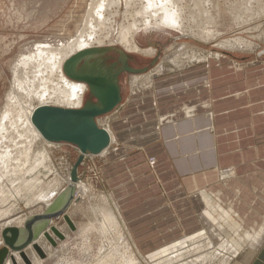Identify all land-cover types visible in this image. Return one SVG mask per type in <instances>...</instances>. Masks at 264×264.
<instances>
[{"label":"crops","instance_id":"0c3cea01","mask_svg":"<svg viewBox=\"0 0 264 264\" xmlns=\"http://www.w3.org/2000/svg\"><path fill=\"white\" fill-rule=\"evenodd\" d=\"M208 57L168 85L155 75L149 87L121 80L120 104L100 117L115 138L100 157L111 165L112 199L139 248L202 229L204 192L218 194L246 230L264 223V61L233 67L221 54ZM144 63L132 59L146 71L124 74L146 73L157 58ZM146 224L153 226L138 235ZM253 249L235 264H264V232Z\"/></svg>","mask_w":264,"mask_h":264},{"label":"bare ground","instance_id":"6f19581e","mask_svg":"<svg viewBox=\"0 0 264 264\" xmlns=\"http://www.w3.org/2000/svg\"><path fill=\"white\" fill-rule=\"evenodd\" d=\"M215 1L89 0L81 23L78 28L76 27L74 35L68 38L59 37L48 40L45 38V40L33 41L31 45L21 48L17 56L11 61V84L0 111V204H5L16 195L25 200V204L30 210L40 202L45 209L64 188L57 191L56 188L48 185L45 191L42 189V191H38L35 199V192L37 191H35V185L38 181L35 177V171L39 168L49 170L47 163H49L50 157L47 148L61 143L45 140L32 124L31 115L33 110L41 105L79 108L83 104L87 95V86L83 82L74 81L65 76L62 66L67 58L81 50L103 46H110L127 54L153 56L156 51L152 46H149L148 40L154 31L169 34L175 30L208 41L220 37L221 32L217 27L220 24L225 26L226 22L227 25H229L228 22H232L240 27L247 23L248 17L264 16V0H229L232 5L228 9L230 16L226 14L229 16L228 18H225L224 13V16H222L220 10L222 11L223 8L221 9L218 2ZM262 34H264V31ZM216 43V46L221 49L232 51H249L254 47L252 42L241 36L222 39ZM217 55L219 56L218 53ZM154 68L158 72L163 69L161 63ZM123 75L124 73L121 76L122 81L124 79ZM130 76L133 82H136L139 78L150 80L148 78L149 72ZM101 119L103 118H97V124L109 134V144L98 154H85L84 159L85 156L104 157L115 140L110 125L102 124ZM38 144L41 145L40 150L36 149ZM154 161H151V163L153 164ZM226 173L231 174L232 171L221 172L220 175H227ZM69 182L70 176L68 175L65 178L66 185ZM86 190V186L77 180L75 182L74 197L76 198L79 193ZM201 195L205 203L202 218L199 219H202V229L200 230L202 232L195 234L196 231L193 236H191L192 234L189 235L191 236L189 238L185 235L183 238L173 241L161 251L150 253L148 255L150 258H156L176 252L172 259L165 256V258H159L160 260H157L156 264H214V260L218 256H221V259L217 264H228L229 260L244 246L245 248L242 250L246 252V255L253 253L254 245L258 243L264 232V223L258 230H244L239 218L234 217L231 210L226 208L227 206L222 202L216 203L219 199L218 194L204 192ZM10 209L0 207V237L3 228L21 226L25 218L32 215L28 214L20 217L19 214L10 212ZM101 209L103 210V208ZM118 209L115 205L116 216L121 219L122 215ZM104 212L107 211L104 210ZM104 212L101 211V213ZM217 212L220 215H217ZM62 217L68 219L67 211ZM106 217L104 218L106 219ZM104 218L101 220H104ZM109 218L112 219V224L117 223L113 216L110 215ZM15 221L18 224L12 225ZM67 222L70 226L72 225L70 219ZM101 223L100 226L105 230L106 226L103 225L107 224V220L106 223L105 220L104 224L101 225ZM119 223L123 224L122 219ZM115 225L117 224H114V227ZM53 227L59 231L57 227ZM102 227L99 228L103 229ZM47 233L51 239L55 235L50 229L47 230ZM203 234L207 241L206 245L204 244L205 241L200 238L204 242L194 244L190 248L185 247L187 241L197 236L201 237ZM42 239H46L43 234L37 239L35 245L44 251L43 244H41ZM216 242H218V245L213 246ZM0 246H2V240ZM26 250H30V253H27ZM110 250L108 254L100 257L96 264H117V262L118 264H139L131 253L122 255L116 247H111ZM193 253H196L193 258L186 260V257L188 259V255ZM35 254L38 255L33 244H30L22 252L9 253L4 264H9L11 256L17 258L15 262L33 264L38 257ZM227 254H230V256ZM37 264L42 263L38 261Z\"/></svg>","mask_w":264,"mask_h":264},{"label":"rangeland","instance_id":"374dc122","mask_svg":"<svg viewBox=\"0 0 264 264\" xmlns=\"http://www.w3.org/2000/svg\"><path fill=\"white\" fill-rule=\"evenodd\" d=\"M88 2L89 0H0V111L4 105L5 97L11 84V61L17 56L18 51L23 47L31 45L33 41L45 40V38L47 40L59 37L68 38L74 35L76 29L81 23ZM215 2H218L221 9H225H222V11L225 12L220 10L222 16L226 14L230 16L228 9L231 7L230 5H232L231 1L216 0ZM211 12H213V10H211ZM227 15L225 18L229 17ZM225 24V26L224 24H220L222 27L220 25L217 26L221 32L220 37L208 41L197 38L192 34L185 35L175 30L169 34L154 31L149 36L148 40L149 46H152L156 51L154 55H130L133 59L137 58L141 60V62H145L144 65H149L146 63L147 59L156 57V65L161 63L163 69L158 72L156 71V68H154L156 65L154 67L149 66L147 72H149L148 78L150 80L139 78L136 82H133L132 77L129 74H124L123 81L125 85L128 86L129 83L133 87L132 89L137 87H149V84L151 86L153 83L154 75L157 80L168 79L166 81L163 80L164 82L162 81L163 84L168 85L169 83L176 81V78L173 76L178 70L182 68L191 69L197 66H203L206 64L208 56V59H213L219 57L221 54L223 56L221 59L226 58L229 62H233V67L238 66L237 64L250 65L264 61V34H262L264 31L263 15L257 18L248 17L247 23L243 24L244 27H237L232 22H228L229 25H227V22ZM236 36H241L245 40L252 42L255 49H253V47L251 49L252 51H232L224 48L221 49L216 46V42L219 40L234 38ZM110 55L116 57L117 53L113 50ZM192 55L193 57H191ZM101 122L102 124H109L107 119H101ZM37 147L36 149H41L40 144H38ZM47 151L50 157V161L47 163L49 170L39 168V171H35V177L38 180L35 185V191L37 190L35 192V199L38 195V191H45L48 188V185L51 187L53 186L57 191H60L65 187V178L68 177L72 165L79 155V151L68 144L55 145L47 148ZM105 160L106 159L100 158L99 156H85V159L78 166V181L83 183L87 190L83 193H79L76 198L74 197L72 205L67 210L68 219L72 221V225L70 226L68 224V219L66 217H60L59 219L54 220L52 226L57 227L63 237L58 238L54 235L52 238L55 242L54 244H51L47 238L42 239L43 241H41V244H43L44 251H41L44 254L43 256H40L38 253V255L35 254L38 257L37 261L33 264H37L38 261L42 264H96L100 257L105 256L111 251V247H116L118 252L122 255L126 253L133 254L139 264H156L157 260L165 258V256L167 258L171 257L172 259L176 254V252H173L169 255H163L164 257L158 256L156 258H150L148 256L150 253L161 251V249L170 245L172 242L161 247L159 246L157 249L139 248L138 242L135 243L132 240V236L126 232L127 230L123 218H121L123 224L119 223L121 219L116 216L115 202L112 199L111 185L109 183L111 165ZM153 160V157L148 158L149 162ZM18 197L19 196L15 195L5 204H0V207L2 209L12 208L10 209V212L19 214L20 217L39 213L44 209L40 202L35 204V207L30 210L26 206L25 200L20 197L19 199ZM101 208H103V210ZM104 210L107 212H104ZM101 211L104 213H101ZM109 213L117 223L112 224V219L109 218ZM217 215H220V213L217 212ZM104 217H106V219ZM103 218L105 223L107 220L106 225L104 224V220H101ZM102 221L103 223H101ZM162 221L163 220H158L157 223L160 224ZM100 223L101 225L104 224V227L106 226L105 230L100 226ZM16 224H18L17 221L12 223V225ZM114 224L117 225L114 227ZM152 226L153 225L151 224L143 225L137 234L139 235L141 232L148 230ZM112 228L114 232L116 231L115 233ZM243 229L246 230L245 228ZM200 230L195 234L202 232ZM189 235L191 234H187L186 237L188 236L187 238H189L194 234L191 236ZM189 241L185 244L186 248H190L194 244L202 242L206 245L207 242L204 234L201 237L197 236ZM217 245L218 242L213 244V246ZM1 247L2 246H0V248ZM243 248H245V246L242 247L240 249L241 251L235 254L231 260H229L228 264L236 263L239 256L244 252V250H242ZM26 251L27 253H30V250ZM220 253H222V251H220ZM195 254L196 253L188 255V259L186 257V260H190ZM228 256H230V254ZM15 259L17 260V258L14 257V260ZM220 259L221 256H218L214 260V264H217ZM10 263L13 264L11 260L9 261V264ZM15 263L22 264L20 261H16Z\"/></svg>","mask_w":264,"mask_h":264},{"label":"water","instance_id":"95a60500","mask_svg":"<svg viewBox=\"0 0 264 264\" xmlns=\"http://www.w3.org/2000/svg\"><path fill=\"white\" fill-rule=\"evenodd\" d=\"M113 50L116 57L110 55ZM132 59L130 54L119 49L103 46L81 50L64 61L62 70L65 76L87 86L83 104L79 108L37 106L32 112L31 122L45 140L71 145L79 155L70 170V182L42 212L28 215L21 226H8L1 230L0 264L9 253L22 252L30 244L43 256L35 242L43 234L54 244L48 229L58 238L63 237L52 222L62 217L73 201L78 166L85 154H98L109 144V134L99 127L97 118L111 112L120 103L123 73H141L147 69L133 67L130 64ZM11 261L16 264L12 256Z\"/></svg>","mask_w":264,"mask_h":264}]
</instances>
